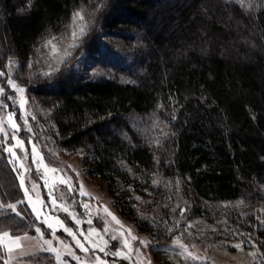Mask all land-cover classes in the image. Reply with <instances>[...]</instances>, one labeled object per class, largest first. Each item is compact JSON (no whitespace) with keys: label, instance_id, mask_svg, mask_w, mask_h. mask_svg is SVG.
<instances>
[{"label":"trees","instance_id":"trees-1","mask_svg":"<svg viewBox=\"0 0 264 264\" xmlns=\"http://www.w3.org/2000/svg\"><path fill=\"white\" fill-rule=\"evenodd\" d=\"M160 1L0 0V62H27L52 37L64 41L73 14L84 12L89 28L76 56L98 54L108 32L133 47L143 71L131 72L132 83L91 80L68 64L35 76L30 92L50 111L58 145L82 152L88 172L122 190L128 206L126 187L150 174L181 179L206 201L264 203V0H243L251 9L238 0ZM133 115L157 116L167 134L158 142L140 137ZM19 191L0 149V193L18 202ZM10 216L2 221L31 227ZM228 220L264 249L258 216L230 212Z\"/></svg>","mask_w":264,"mask_h":264},{"label":"rangeland","instance_id":"rangeland-1","mask_svg":"<svg viewBox=\"0 0 264 264\" xmlns=\"http://www.w3.org/2000/svg\"><path fill=\"white\" fill-rule=\"evenodd\" d=\"M159 2L161 3L160 0ZM155 4L157 2L154 6ZM82 14L84 15V12ZM1 16L0 13V21ZM78 23H83L89 28L86 17ZM72 30L73 24L71 32ZM0 33L2 41L6 43L5 30L1 26ZM58 39H49L58 49L55 54L46 46V42L42 53L27 62H21L15 57L8 58L5 63L0 62V72L4 73L0 76V87L4 89V94L0 96V121L3 122L4 129V132H0V149L15 174L20 189L18 198L19 195L22 197L18 202H13L0 193V234L8 232L13 237H29L23 242L26 255L21 256L15 252L7 254L0 248V264H5V261H10V264H58L55 253L42 250L48 247L44 240L52 241V246L59 252L63 264H78L70 254L72 252L81 258V264H95L96 257H100L107 264H137L139 260H143V264H148V261H151V264H264V249L255 237H242L235 233L231 230L233 226L228 220L230 212H239L253 213L263 222L264 203L253 204L245 200L206 201L192 189L187 192L181 179L173 180L150 174L142 182L135 180V183L132 182L126 187L131 192L128 196V206L122 190L114 191L107 180L88 172V167L83 163L82 152L65 150L58 145L59 133L49 117L50 111L30 92L35 76H48L45 73L52 75L68 64L77 74L86 75L91 80L109 77L132 83L134 81L131 72L143 71L133 47L128 48L119 37L108 36V32L103 33L98 54L86 49L76 56L77 47H68L72 43L71 35L64 41ZM80 43L79 40L78 48ZM65 50L71 54L65 55ZM9 78L25 88L24 95L28 100L25 110L19 107L18 93L7 84ZM9 115H12L19 126V131L14 132L7 123ZM129 121L135 132L149 142H158L167 134L165 124L155 115H133L129 117ZM29 128L31 131H28ZM13 137L23 141V150L15 147L16 140ZM8 147H13L15 159L7 152ZM33 148L39 151L45 165L57 171L45 172L38 162H34ZM20 176L24 179L23 187L20 184ZM62 179L70 181L71 191L66 183L60 182ZM81 184L88 195H80ZM25 189L28 196L25 195ZM37 197L44 201L43 213L53 219L59 218L73 230L86 247L91 249L92 243L104 247L106 241V251L109 255L98 249L85 254L76 247L72 237L67 235L63 228L57 225L55 232L49 229L43 223L44 216L37 219L32 211L29 198L35 201ZM53 197L58 205L65 206L74 213L81 223L77 225L62 208L53 210L54 206L50 202ZM10 204L15 205V211L8 207ZM84 204H87L88 208L83 207ZM105 207L138 238L132 242V247L140 249L141 257H137L135 251L132 252L131 260L111 255L122 247L123 237L120 236L122 229L105 213ZM195 207L202 208L204 215H196ZM14 214L27 219L31 227L28 230L19 229L2 221ZM10 220L15 221L12 218ZM89 220L91 224L88 223ZM37 228L40 233H37ZM93 229L97 235H92L90 241L80 235L81 232L91 233ZM113 236L117 239L113 240ZM140 240L150 241V244L145 248L140 244ZM177 241L185 245L197 259L183 253ZM237 243H242L243 251L232 247ZM124 251L128 252L127 249ZM250 252L257 253L255 259L249 255Z\"/></svg>","mask_w":264,"mask_h":264},{"label":"snow or ice","instance_id":"snow-or-ice-1","mask_svg":"<svg viewBox=\"0 0 264 264\" xmlns=\"http://www.w3.org/2000/svg\"><path fill=\"white\" fill-rule=\"evenodd\" d=\"M238 2L241 3V6L247 7L248 9H251V7H252L251 4L244 5L243 0H238ZM84 19H85V17L81 11H77L73 14V17H72L73 30L71 32L72 43L69 44V46H68L69 48L75 49L76 47H78L79 46L78 41L81 40L87 34V26L83 23H78V22L84 21ZM46 46L51 48V51L53 52V54H55L58 51L55 44H53L52 40L47 41ZM70 54H71L70 52L65 50V55H70ZM12 63H14V62H12ZM29 66H31V65H29ZM54 71H55V69H54ZM50 74L51 73H45V75H50ZM2 75H4V73L0 72V76H2ZM7 84L16 93H18V95H19V107L21 110H25L26 105L28 104V100L25 98V95H24L25 94V88L19 86L11 78H9L7 80ZM3 94H4V89L2 87H0V96H2ZM0 106H2V105H0ZM7 123L9 124V126L12 128V130L14 132L19 131V126L15 123L12 115H9ZM25 123H27V121H25ZM28 131H31V128H29ZM0 132H4L2 121H0ZM4 135L6 136L7 133H4ZM13 138L16 140L15 147L23 150V141H21L18 137H13ZM6 150L8 153H10L12 155V157L14 159L16 158V153L13 151V147H8ZM33 157H34V162H38V164L45 169V172H48V171L56 172L57 171V169L49 168L47 165L44 164L43 157L40 155L39 151L36 150L35 148H33ZM21 167H23V165H21ZM69 167H71V166H69ZM19 179H20L21 187H23L24 186L23 176H20ZM45 182L47 183V181H45ZM60 182L66 183L69 187V191H71V183L69 180H63L62 179ZM33 190H35V186H34ZM25 195L28 196L27 189H25ZM80 195H82V196L88 195V193L84 190L83 184L80 185ZM137 199H139V197H137ZM50 202L54 206L53 210H55V208H62V210L77 225H79L81 223V221L75 216V214L72 213L67 207L62 206V205H58L55 197H53ZM29 203H30V205L32 207V211L35 213L37 219H40L41 216H44L43 223H45L49 229H52L53 232H55L57 225L59 227L63 228V231L65 233H67V235L72 237L73 241L75 242L76 247L79 248L85 254L89 253L90 250L98 249L99 251L104 252L105 255H109V253L106 251V248H107V242L106 241L104 242V247H100L99 245L92 243L91 249H90L89 247H86L85 243H82L81 240L77 238V236L73 232V230L71 228L67 227L59 218L53 219V218L45 215L42 211V209L44 207V201L40 200L39 197H37V199L35 201H33V200H31V198H29ZM8 207L11 208L13 211H15V205L10 204V205H8ZM83 207L88 208V205L84 204ZM104 211H105V213H107L108 216H110L112 218V221H114L117 225H119L120 229H122V231L120 232V236L123 237L122 247L117 249L115 252L111 253V255H113L115 257H120V258L131 260L132 259V252L135 251L136 256L141 257L142 253H141L140 249H133V247H132V242H134L138 239L132 233V230L125 228V226L123 224H121V222L111 212H109L106 207L104 208ZM183 211L184 210L181 211V215H183ZM17 215H19V213H17ZM88 223L91 224V221L89 220ZM36 231H37V233H40L39 228H37ZM213 231H215V229H213ZM80 235L84 236L86 241H90V237L92 235H97V233H96V230L93 229L91 233L85 234V233L81 232ZM41 238L43 239L42 236H41ZM28 239H29L28 236L13 237L10 233L3 232L2 234H0V248H2L7 254H12L15 252V253H18L19 255L23 256V255L27 254L23 251V247H24L23 242L28 240ZM112 239L115 240V239H117V237L113 236ZM139 242L145 248L148 247V245L150 244V241L140 240ZM44 243L48 247L46 249H42V250L55 253V258H56L58 264H63V262L61 261L59 252L55 248H53V246H52V241L51 240H44ZM177 244L183 250V253L187 254L192 259H197V257L191 255V253L189 252L188 248L185 245L181 244L179 241H177ZM65 247H68V246H65ZM232 247L236 248L238 251H243L242 243L234 244V245H232ZM253 247H255V245H253ZM124 249H127L128 252L126 253L124 251ZM70 254L72 255V257L74 259L77 260L78 264H81V258L80 257L76 256L74 252H72ZM249 255L252 256L253 259H255L257 256V253L256 252H250ZM5 264H10V261H5ZM95 264H107V262L102 260L100 257H96ZM137 264H143V260H139L137 262ZM148 264H151V261H148Z\"/></svg>","mask_w":264,"mask_h":264}]
</instances>
